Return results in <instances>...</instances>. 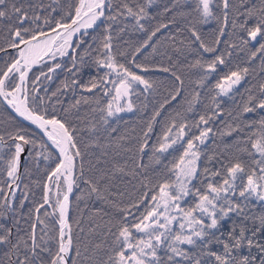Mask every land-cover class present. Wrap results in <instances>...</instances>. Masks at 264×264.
Returning a JSON list of instances; mask_svg holds the SVG:
<instances>
[{
  "label": "snow or ice",
  "instance_id": "snow-or-ice-1",
  "mask_svg": "<svg viewBox=\"0 0 264 264\" xmlns=\"http://www.w3.org/2000/svg\"><path fill=\"white\" fill-rule=\"evenodd\" d=\"M156 4L0 0V264H264V0Z\"/></svg>",
  "mask_w": 264,
  "mask_h": 264
},
{
  "label": "trees",
  "instance_id": "trees-1",
  "mask_svg": "<svg viewBox=\"0 0 264 264\" xmlns=\"http://www.w3.org/2000/svg\"><path fill=\"white\" fill-rule=\"evenodd\" d=\"M172 0H157V4L154 5V8L158 7L161 11L163 10L165 5H171ZM258 65V62H257ZM258 71V68H257ZM253 83H255V81H253ZM143 99V98H141ZM237 99H239V97H237ZM230 103V102H229ZM123 116V120L120 123V131L121 133L124 132H131L132 128H137L138 130V125H137V121L139 118V114H134V113H122L121 114ZM125 121H127V124H125ZM213 146L210 144L209 145V149H211ZM71 199L74 201L75 200V196L71 197ZM81 207H83V204H81ZM73 215L76 216L77 213L75 211V209H73Z\"/></svg>",
  "mask_w": 264,
  "mask_h": 264
}]
</instances>
